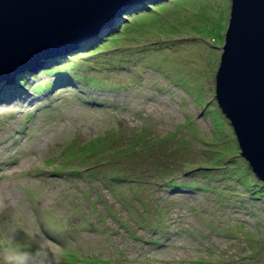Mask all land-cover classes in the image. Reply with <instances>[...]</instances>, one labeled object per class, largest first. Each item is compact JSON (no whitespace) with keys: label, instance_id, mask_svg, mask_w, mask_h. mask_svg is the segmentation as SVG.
Returning a JSON list of instances; mask_svg holds the SVG:
<instances>
[{"label":"rangeland","instance_id":"rangeland-1","mask_svg":"<svg viewBox=\"0 0 264 264\" xmlns=\"http://www.w3.org/2000/svg\"><path fill=\"white\" fill-rule=\"evenodd\" d=\"M230 13L231 0H141L3 81L0 225L51 264H264L262 179L215 106Z\"/></svg>","mask_w":264,"mask_h":264},{"label":"water","instance_id":"water-1","mask_svg":"<svg viewBox=\"0 0 264 264\" xmlns=\"http://www.w3.org/2000/svg\"><path fill=\"white\" fill-rule=\"evenodd\" d=\"M135 0H0V84L44 56L80 45ZM216 101L264 180V0H231Z\"/></svg>","mask_w":264,"mask_h":264},{"label":"clouds","instance_id":"clouds-1","mask_svg":"<svg viewBox=\"0 0 264 264\" xmlns=\"http://www.w3.org/2000/svg\"><path fill=\"white\" fill-rule=\"evenodd\" d=\"M15 77H9L11 79L8 78V81L12 82ZM6 211V207L0 204V215ZM18 231L29 235L22 227L18 228L14 224L0 225V264H51L46 248L40 244L35 251L28 250L16 240ZM36 235L32 234L30 238L35 240Z\"/></svg>","mask_w":264,"mask_h":264},{"label":"trees","instance_id":"trees-1","mask_svg":"<svg viewBox=\"0 0 264 264\" xmlns=\"http://www.w3.org/2000/svg\"><path fill=\"white\" fill-rule=\"evenodd\" d=\"M64 65H62V66H60V67H56L55 69L56 70H60L62 67H63ZM79 76H82V75H79ZM83 78H91L90 80H95L96 78H95V75L94 74H91V75H85ZM35 88H37L38 90H42V86H41V84H38ZM215 106H216V109H217V112L218 113H220V114H222V111H221V109L219 108V106H218V103H215ZM239 144V143H238ZM237 152H241L240 151V147H237V150H236ZM244 157V156H243ZM245 158V157H244ZM246 159V158H245ZM247 160V159H246ZM248 162V161H247ZM94 166V165H93ZM77 173H80V172H78L77 171ZM248 173L250 174V172L249 171H243L242 172V174L243 175H241V176H243V177H248ZM81 175H83V174H81ZM97 174L95 173V172H90V173H88V177H93V176H96ZM251 175V174H250ZM257 175V174H256ZM258 176V175H257ZM259 177V176H258ZM98 178L99 179H101L100 181H106L107 182V184H108V186H110V187H113V186H115V183H117V181H122V180H126L127 179V177L126 176H124L121 172H118V173H115V174H113V175H111L110 177H106V174H103V173H101V174H98ZM261 179V178H260ZM109 180V181H108ZM256 182H258V186H264V180H261V181H256ZM172 183H178V182H176V181H173ZM241 183H243V184H245V186L246 187H249L248 189L250 190V189H252V185L253 184H249V182H248V179H246V181L243 179V181L241 180ZM181 184V183H180ZM187 185H193V184H187ZM252 191H254V190H252ZM139 200V199H138ZM142 202V201H141ZM143 204V203H142ZM157 240H158V238H156ZM150 240V239H149ZM154 241H156V240H154ZM66 256L69 258V259H71V260H73V259H79V254H73V253H69L68 255L66 254ZM81 259H82V263L83 264H88V263H106V264H117L116 262H114V261H111V260H109V259H111V258H103V257H89V256H86V255H83L82 257H81Z\"/></svg>","mask_w":264,"mask_h":264},{"label":"bare ground","instance_id":"bare-ground-1","mask_svg":"<svg viewBox=\"0 0 264 264\" xmlns=\"http://www.w3.org/2000/svg\"><path fill=\"white\" fill-rule=\"evenodd\" d=\"M137 2L138 1H134V2H132L129 6H127L121 13H125V12H127L131 7H133V5L134 4H137ZM120 13V14H121ZM119 14V15H120ZM34 66H29V67H27V68H25V69H23V70H21V71H19V74H24L25 72L27 73V72H29V71H31L32 70V68H33ZM27 70V71H26Z\"/></svg>","mask_w":264,"mask_h":264}]
</instances>
